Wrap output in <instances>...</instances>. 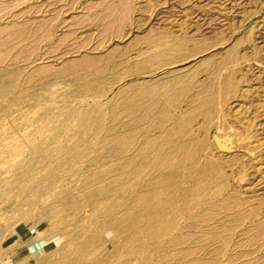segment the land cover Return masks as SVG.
Here are the masks:
<instances>
[{"label":"rangeland","instance_id":"obj_1","mask_svg":"<svg viewBox=\"0 0 264 264\" xmlns=\"http://www.w3.org/2000/svg\"><path fill=\"white\" fill-rule=\"evenodd\" d=\"M89 79L104 84L84 92ZM119 95L128 117L113 116ZM107 103L106 136L65 160ZM156 121L161 135L177 128L150 159L158 177L180 165L191 171L180 190L200 185L168 239L162 225L129 264H264V0H0V264L9 253L17 264H88L121 248L114 224L153 204L154 193L149 203L136 193L152 180L138 168V126ZM198 141L206 147L187 156ZM131 159L138 167L125 168Z\"/></svg>","mask_w":264,"mask_h":264},{"label":"bare ground","instance_id":"obj_2","mask_svg":"<svg viewBox=\"0 0 264 264\" xmlns=\"http://www.w3.org/2000/svg\"><path fill=\"white\" fill-rule=\"evenodd\" d=\"M103 84H104V82L102 80L89 79L84 83L82 90L84 92H88V91H90L92 93L98 92L102 88ZM143 90H145V89H143ZM218 93H220V94H218ZM224 93L225 92H223V90L222 91L217 90V94H216L217 96H215V98L216 97L218 98V96L220 97ZM133 94H131V95H133ZM139 94H141V93H139ZM142 95H144V94H142ZM147 97H148V95H147ZM215 98H214V96L206 98V99L204 98L203 101H201V103L198 106L194 107L192 109L190 117L188 119V124H193L197 118H199L203 115H207L209 112H211V110L213 109L212 107H213ZM112 101H114L116 103V106L114 105L115 110L113 109V116L114 117L116 116V118H121L120 116H122V114L126 115L128 117L129 115L134 113L132 108H128V107L124 106V104L122 102L123 101L122 95L114 97V99ZM109 104H111V103H107L105 105H100V104L95 105L96 108L93 110V116L88 120V122L84 123V127H83L84 130H83L82 136L80 137L81 138L80 139V141H81L80 146L77 147L72 152H70L68 155L66 154L67 156L65 157V160L79 161L81 159L86 158L87 155L92 150H94V146H95L94 142H95L96 138L98 141V137L106 136V134L104 132L105 131L104 123L107 120L108 111L110 109ZM110 107H112V105H110ZM111 111L112 110H110V112ZM144 111L145 110H141L140 112L144 113ZM211 115H212V113H211ZM110 118H111V116H110ZM66 123H67V121H66ZM66 123H65V125L67 126ZM113 123H115V121ZM122 125L123 124L121 123V126ZM164 126H165V124L162 121H156L155 123L151 124L150 127H146V131H145L144 126H138L139 127L138 131L143 133V139H142V142L140 145V156L137 157V161H138V159H140L141 164L138 165L139 166L138 167L136 165V163L134 162V160L131 159V160H128V162L124 163V165H123L125 168H128V169H129V167L132 168L133 166H135V168L137 166L138 168L142 167V168L148 169L149 173L152 175V180H151V182L147 188V190H149V191H147V190L146 191H136V193L139 195L138 198H139L141 203H144V202L146 203L147 201H150L149 199L152 198L151 193H154L155 196L153 197V202H152L153 204L152 205L147 204L149 206V208L148 207L145 208V207H142L139 205L140 207L137 206L138 209L134 213L127 214L119 222H116L114 224L113 230L115 233H117L120 236V238L123 239L122 247L116 248L113 251V255L111 257L106 258L105 256H98V257L94 258L88 264H129L130 261H132L130 259L134 260L137 253H138V250L140 248H143L144 245L141 244V242L144 238H147V239L151 238L154 234H156L155 231L157 230V232H158V229H160L162 225H165L166 227L164 228V226H163L164 230H162L163 229L162 228L161 229L162 231L159 230L158 234H156V235L160 239L163 236L165 238L168 231L169 230L175 231V228H177L180 220L182 221L184 219L183 217H186L185 215L187 213H189V210L192 209L191 207H194L191 205V203L193 201H190L191 203H189V204L186 202V203H183L181 206H178L181 201H184V198H187L188 195L190 193L194 192L195 189H197L200 185L199 182L190 181V185H189V188L187 190H180L179 184L183 180H187L189 178V175L191 172L190 169L183 167V166H180V165H176V166L173 165L174 167L172 166V170L170 171V173L168 175H166V177H158L157 170H158L159 165L157 166V165H153L150 163V161L153 160L154 158L160 157L163 150L167 149L166 147L170 145V140H172L173 134H175L177 131V128L173 127L171 129L170 133H167L166 135H161V130ZM60 127H61V125H60ZM125 127H127V125ZM62 129L64 130V128H62ZM65 129H66V127H65ZM64 132H65V130H64ZM60 134H61V132H60ZM126 140H124L122 142L127 147L129 142H126ZM78 144H79V142H78ZM54 145H56V144H54ZM42 146H44L45 149H51L50 143L46 144V145H42ZM98 147H100V146L98 145ZM205 147H206V141L194 142L190 146V149L187 153V156H189L191 158L198 157V153L200 151H202ZM54 148L55 147H52V150ZM23 163L26 165H30V160L29 161L26 160V163L25 162H23ZM64 165L65 164L62 163L59 165V167H63ZM21 166L22 165H20V167ZM111 167L112 166H110L107 169H110ZM224 185H225V183H224ZM223 190L224 189H222V187H218V188L212 190L211 192H212V195H215V197H216V195L219 193L221 194V191H223ZM200 194L201 193H198V195L196 197H198V196L201 197ZM202 197H205V196L202 195ZM212 197H214V196H212ZM147 203H149V202H147ZM150 206H151V208H150ZM193 212H194V210H193ZM135 217L136 218L137 217L142 218V221L140 224L133 223V220ZM174 231H172V232H174ZM82 233H83V231L82 232L77 231L73 236H70L72 239L66 243V247L67 246H69V247L73 246V244L77 243V241H78V239ZM84 236H85V234H84ZM83 238H82V240H83ZM94 242L95 241L93 239L87 238L85 241V244L92 246V245H94ZM77 246L80 248L81 244L80 245L78 244ZM142 251H145V250L143 249ZM151 252H153V251H151ZM79 255H80V253L78 251L75 252V254H74L75 257H78ZM139 255L140 254H138L137 256L139 257ZM150 255L152 256V254H150ZM150 255H148V256L150 257ZM64 261H67V259ZM140 261H142V260H140ZM143 262H145V261H143ZM146 262H147V260H146ZM71 264H73V263H71Z\"/></svg>","mask_w":264,"mask_h":264},{"label":"built area","instance_id":"obj_3","mask_svg":"<svg viewBox=\"0 0 264 264\" xmlns=\"http://www.w3.org/2000/svg\"><path fill=\"white\" fill-rule=\"evenodd\" d=\"M5 264H17L13 257V254L9 253L6 255Z\"/></svg>","mask_w":264,"mask_h":264}]
</instances>
